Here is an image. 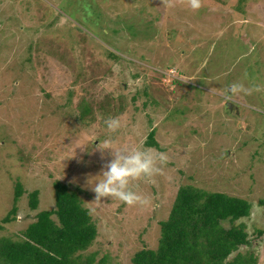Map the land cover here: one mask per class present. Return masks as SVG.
I'll return each instance as SVG.
<instances>
[{
	"label": "rangeland",
	"instance_id": "obj_1",
	"mask_svg": "<svg viewBox=\"0 0 264 264\" xmlns=\"http://www.w3.org/2000/svg\"><path fill=\"white\" fill-rule=\"evenodd\" d=\"M108 98L111 117L99 109ZM83 101L95 112L80 121ZM109 118L122 122L116 133ZM154 128L159 148L146 145ZM95 139L167 154L160 174L135 182L147 205L95 200L87 177L112 158L99 140L80 147ZM56 181L82 189L98 228L85 254L97 261L133 264L156 249L160 221L191 185L252 204L236 222L251 241L238 252L264 264V0H201L198 10L189 0H0V219L18 182L26 191L0 238L20 239L54 208Z\"/></svg>",
	"mask_w": 264,
	"mask_h": 264
},
{
	"label": "trees",
	"instance_id": "obj_2",
	"mask_svg": "<svg viewBox=\"0 0 264 264\" xmlns=\"http://www.w3.org/2000/svg\"><path fill=\"white\" fill-rule=\"evenodd\" d=\"M181 84L180 81H177ZM119 101L123 99L120 96ZM99 106L111 117L108 104ZM92 104H95L92 102ZM79 120L85 121L95 107L83 101ZM116 114V113H115ZM156 128L150 131L147 146L159 148ZM18 182L14 202L8 214L0 219V231L14 222L18 203L25 193ZM80 187L70 188L62 181L54 183L55 206L39 211L36 220L21 232L20 239L0 238V264H108L107 257L97 261L96 254L86 255L98 236V228L90 210L80 196ZM32 210L40 206V192L29 193ZM264 205V200L261 201ZM252 204L241 197L195 186H181L167 219L160 221V239L156 249L143 248L133 257V264H257L254 252H238L250 245L244 224L236 222L248 217ZM264 236V229L257 230ZM234 255V253H236Z\"/></svg>",
	"mask_w": 264,
	"mask_h": 264
},
{
	"label": "clouds",
	"instance_id": "obj_3",
	"mask_svg": "<svg viewBox=\"0 0 264 264\" xmlns=\"http://www.w3.org/2000/svg\"><path fill=\"white\" fill-rule=\"evenodd\" d=\"M192 10L201 7V0H189ZM233 92L251 93V89L245 88L243 84H233ZM108 133H116L122 122L119 118H109L104 121ZM99 140L97 147L111 150V159L107 161L99 174L87 177L86 187L95 193V200L103 198L116 199L128 206L147 205L149 200L143 196L134 186L135 182L142 180L151 181L162 172V166L167 164L169 157L164 152L153 151L147 148H121L117 149L111 143L100 139L92 140L84 145ZM76 155V154H75Z\"/></svg>",
	"mask_w": 264,
	"mask_h": 264
},
{
	"label": "water",
	"instance_id": "obj_4",
	"mask_svg": "<svg viewBox=\"0 0 264 264\" xmlns=\"http://www.w3.org/2000/svg\"><path fill=\"white\" fill-rule=\"evenodd\" d=\"M228 105H229V107H231V108H232V106H233L231 103H228Z\"/></svg>",
	"mask_w": 264,
	"mask_h": 264
}]
</instances>
